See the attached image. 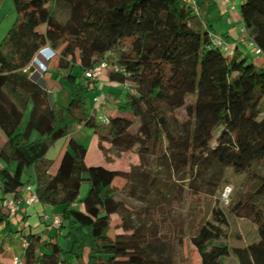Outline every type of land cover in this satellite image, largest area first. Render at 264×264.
Here are the masks:
<instances>
[{"label": "trees", "instance_id": "16d2710c", "mask_svg": "<svg viewBox=\"0 0 264 264\" xmlns=\"http://www.w3.org/2000/svg\"><path fill=\"white\" fill-rule=\"evenodd\" d=\"M13 2L15 20L0 41V130L6 137L0 147V223L7 220L4 201H25L26 185L33 186L36 202L62 206L53 235L24 236V262L177 264L171 241L176 233L182 241L183 228L164 230L167 222L174 227L173 204L186 194L213 196L230 168L257 183L230 204L234 215L256 225V237L230 247L228 216L212 208V220L193 226L191 242L199 264H224L232 252L238 264H264V202L257 200L264 198V174L256 169L264 166V64L253 60L264 57V0L239 6L241 32L258 54L254 47L252 53L230 48L225 34L212 32L204 14L206 7L216 8L212 0ZM46 47L59 57L53 78L70 89L66 105L52 102L49 88L31 78L36 55ZM104 61L110 81L127 83L119 113L108 123L86 107L99 79L85 73ZM72 125L90 128L101 153L136 147L144 169L88 164ZM61 138L66 146L52 174L47 152ZM149 160L178 177L171 197L160 187L159 171L145 168ZM84 181L88 192L79 199Z\"/></svg>", "mask_w": 264, "mask_h": 264}, {"label": "rangeland", "instance_id": "374dc122", "mask_svg": "<svg viewBox=\"0 0 264 264\" xmlns=\"http://www.w3.org/2000/svg\"><path fill=\"white\" fill-rule=\"evenodd\" d=\"M221 3L218 1L216 8L210 10L209 7L205 8L204 14L205 18L209 16V19L212 21L214 25H220L217 22V17L220 15ZM16 17L14 2L13 0H0V41L5 36L7 30L11 27ZM223 21H221L222 23ZM220 27V26H218ZM222 35V34H221ZM249 52L252 53L253 47L251 45L248 46ZM259 56V55H258ZM256 57V56H255ZM51 60V59H50ZM59 61V57L55 59L53 62L52 68L56 69ZM35 64V63H34ZM39 63H37L38 65ZM34 65L37 70H40L38 66ZM54 69H48L45 74V81L48 83L49 94L52 102H57L62 105H66L70 99V89L68 87L59 86L54 80L53 76L55 73ZM108 70H106L103 74H107ZM101 75L99 78V84L102 85L105 90L107 89V84L105 83L107 79L104 78V75ZM40 79V75L36 74L35 79ZM54 81V82H53ZM54 84L57 85L54 88ZM122 90V89H120ZM100 90H91L87 93L86 96V107L88 112L95 114L96 120L99 115H102L103 112H95L94 111V102L95 104H99L101 101L99 98L94 100V98L99 95ZM123 93V92H122ZM28 111L26 113L27 118ZM180 113L179 115H182ZM128 117H131L130 113L127 112L125 114ZM71 128L74 129V132L79 133L82 138V142L87 149L86 162L88 164H98L103 165L108 168H118V169H126L129 170L133 167H139L144 169L140 165V158L137 154L136 147L131 150L126 151H116L115 149L109 148L105 151V153H101L98 149L95 136L90 128L85 126L72 125ZM0 134L3 135V132L0 130ZM65 143V139H59L54 143L47 152L48 157L52 160L53 169H56L57 157L61 148ZM158 164L154 161L149 160V163L146 164V169H151V172L159 171V175L161 178V189L163 192L168 194L169 197L172 196V185L173 183L179 182L178 177L172 174L170 171L165 168H158ZM257 171L261 174H264V166L256 168ZM116 184L120 187L123 186V181L116 180ZM256 181L247 177L246 174H235L232 172L230 168H226L223 181L213 196L208 195H199V196H190L186 194L181 203L175 202L173 206L176 208L175 211L171 213L169 220L172 218L175 221L169 225L168 222L164 226V230L175 232L176 228L178 229L182 226V241L178 243L176 234L173 237L171 243L174 245V251H176L175 258L177 264H199V253L191 242V232L193 226L197 225L200 221L204 220H212L211 210L212 208H220L222 209L228 216V224L224 226V230L227 234V241L230 247H243L249 241L256 237V225L248 219L243 217H237L230 211V204L240 195L247 196L255 191ZM225 187H230L231 191L226 198L227 201L222 200V192ZM89 184L87 181H84L81 185L79 192V199H83L88 192ZM170 190L168 193V191ZM258 203L264 202V198H258ZM80 203H78L79 205ZM62 206H51L45 204V211L49 217H52L54 213H61ZM161 217V216H160ZM37 219L33 218L30 220V223L33 224ZM178 223V224H176ZM11 227L13 231L17 229V225L11 223ZM50 226V225H49ZM4 228V227H1ZM5 229V228H4ZM50 229L54 231L53 227L50 226ZM64 231V230H63ZM65 233V231L63 232ZM59 241L62 245H65L64 239L59 236ZM21 255V254H20ZM222 262L224 264H238L237 258L235 254L232 252L227 256L222 258Z\"/></svg>", "mask_w": 264, "mask_h": 264}, {"label": "crops", "instance_id": "0c3cea01", "mask_svg": "<svg viewBox=\"0 0 264 264\" xmlns=\"http://www.w3.org/2000/svg\"><path fill=\"white\" fill-rule=\"evenodd\" d=\"M218 1L221 3L220 15H218L217 17V22H219L220 25L216 26L212 24V32L220 36L221 34H225L228 41V46L230 48L238 45L240 50L248 52V46L251 45V39L249 37H246L244 32H241L242 24L239 14V6L242 0H231L230 2H225L224 0H212L215 6L217 5ZM221 21L223 22L221 23ZM255 56L253 60L257 65L264 64V57L258 55ZM56 58L57 57L55 56L47 62L48 69H54L52 68V64ZM104 78L107 79L105 83L108 86L105 90V88H103L102 85L99 84L97 90H100V93L96 97H98L101 101L99 102V104H95L94 102V111L103 112V115L109 117L112 114L115 115L119 113L117 104L120 102V99H122L124 91L122 86H120L117 82L110 81L107 74L104 75ZM43 84H45L46 86L48 85V83L45 81V78L43 79ZM55 87L56 85L54 84V88ZM5 141L6 137L4 133L3 135L0 134V147L5 143ZM65 146L66 139L57 157L56 169L52 171L53 166H51L50 173L54 174L56 172ZM24 195L25 192L22 190V196ZM22 198L24 197H21V200L17 201V208L15 212L10 213L4 208L2 209V213L7 218V220L0 223V264H12L13 256L23 258L26 245L22 240L25 235L36 233L41 235L43 238H48L49 236L54 234V231L50 229V226H53L49 221L44 220V215H47L45 211V204H41L40 202L26 204ZM60 214V212L54 213L53 216ZM33 218H36L37 220L33 224H31L30 220ZM11 223L17 225V229H15L14 231L10 225ZM1 227H4L5 229ZM53 229L55 230L54 227Z\"/></svg>", "mask_w": 264, "mask_h": 264}, {"label": "built area", "instance_id": "2783aa9c", "mask_svg": "<svg viewBox=\"0 0 264 264\" xmlns=\"http://www.w3.org/2000/svg\"><path fill=\"white\" fill-rule=\"evenodd\" d=\"M184 2L190 3V4H195V0H183ZM225 2H230L231 0H224ZM243 31V30H242ZM251 46L254 47L253 43H251ZM254 52L256 54H258L260 52V50L258 48L254 47ZM109 69V65L107 62H101L99 65L95 66L94 68L86 71L85 75L87 78H90L92 80L94 79H99L101 77V75ZM112 69L117 70V68L115 66H112ZM123 87L127 86V83H123L122 85ZM98 97H95L94 100H97ZM99 120L102 123H108L109 122V117L106 115H99ZM24 190L27 192V196L25 198V203L26 204H32L34 202L37 201V196L35 194L34 188L32 185H26L24 187ZM231 191L230 187H225L223 192H222V200H226V198L228 197L229 193ZM17 200L10 198L4 201L3 206L4 209L8 212H15L16 208H17ZM44 220L49 221L50 224L54 227V228H58L61 225L62 222V217L60 215H54L52 217H49L48 215H44ZM23 243L26 245L27 244V240L23 238ZM12 264H26L23 260V258H20L18 256H13L12 258Z\"/></svg>", "mask_w": 264, "mask_h": 264}, {"label": "clouds", "instance_id": "9594fccd", "mask_svg": "<svg viewBox=\"0 0 264 264\" xmlns=\"http://www.w3.org/2000/svg\"><path fill=\"white\" fill-rule=\"evenodd\" d=\"M55 56L58 57L57 52L48 48V47L43 48L41 51H39V53L36 55V58L32 64L33 70L30 73L31 78L35 81L43 82L44 74L47 72V69H48L47 62ZM37 63H39V64L37 65ZM34 65H35V67L37 65L40 70H37V68H35ZM36 74L40 75V79L39 78H38V80L35 79Z\"/></svg>", "mask_w": 264, "mask_h": 264}]
</instances>
